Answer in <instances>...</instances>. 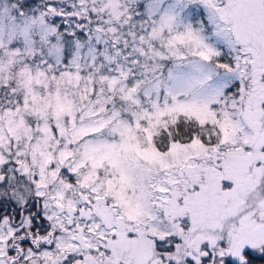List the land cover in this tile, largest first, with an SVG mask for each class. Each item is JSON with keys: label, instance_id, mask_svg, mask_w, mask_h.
I'll return each instance as SVG.
<instances>
[{"label": "snow or ice", "instance_id": "snow-or-ice-1", "mask_svg": "<svg viewBox=\"0 0 264 264\" xmlns=\"http://www.w3.org/2000/svg\"><path fill=\"white\" fill-rule=\"evenodd\" d=\"M0 264H264V0H0Z\"/></svg>", "mask_w": 264, "mask_h": 264}]
</instances>
